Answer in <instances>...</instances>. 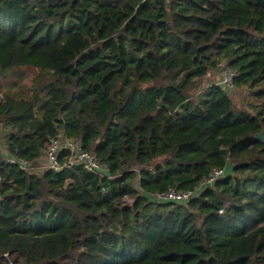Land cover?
<instances>
[{
    "label": "trees",
    "instance_id": "trees-1",
    "mask_svg": "<svg viewBox=\"0 0 264 264\" xmlns=\"http://www.w3.org/2000/svg\"><path fill=\"white\" fill-rule=\"evenodd\" d=\"M221 61L253 103L197 93ZM1 87L4 264H264V0H0ZM61 130L106 172L34 171Z\"/></svg>",
    "mask_w": 264,
    "mask_h": 264
},
{
    "label": "built area",
    "instance_id": "built-area-1",
    "mask_svg": "<svg viewBox=\"0 0 264 264\" xmlns=\"http://www.w3.org/2000/svg\"><path fill=\"white\" fill-rule=\"evenodd\" d=\"M216 71L218 75V85L224 90H231L234 86V79L236 76L235 70L228 67L224 61H221L217 64ZM47 142L45 154L36 160L34 165L24 158H15L12 156H5V158L8 162L16 164L22 169H29L32 165L34 167L38 166L41 172L46 170L59 171L64 167L75 165L82 166L88 171L98 173L106 172L104 164L100 162L93 150L83 148L79 140L67 137L63 130L49 136ZM226 173V166L221 168L213 167L205 181L198 188L180 190L170 187L163 191L150 192L149 195L154 200L186 203L201 188H212L215 185V182L219 178L225 176ZM125 199L127 203L132 202L131 198ZM219 211L222 212V209ZM0 264H4V260L1 258ZM8 264H12V262L9 261Z\"/></svg>",
    "mask_w": 264,
    "mask_h": 264
},
{
    "label": "rangeland",
    "instance_id": "rangeland-1",
    "mask_svg": "<svg viewBox=\"0 0 264 264\" xmlns=\"http://www.w3.org/2000/svg\"><path fill=\"white\" fill-rule=\"evenodd\" d=\"M35 69L34 68H22L19 70H15L12 72L9 77L6 79V83H12L14 81H21L27 86L30 87L31 78L35 75ZM218 75L216 68L209 71V73L205 76H203L201 79H199V87L197 89V93L200 92L203 88H207L210 84H218ZM4 90V87L0 88V97L2 95V92ZM226 93L229 94V96L238 104V105H247L250 103H253V99L250 97V89L248 87H237L233 86L231 90H225ZM5 130L0 127V149L3 151L5 147L3 145L5 144V136H4ZM2 146V147H1ZM3 154V153H2ZM227 173L230 171V161H227ZM34 171L41 172V170L38 168V166H33Z\"/></svg>",
    "mask_w": 264,
    "mask_h": 264
},
{
    "label": "water",
    "instance_id": "water-1",
    "mask_svg": "<svg viewBox=\"0 0 264 264\" xmlns=\"http://www.w3.org/2000/svg\"><path fill=\"white\" fill-rule=\"evenodd\" d=\"M0 101H1V99H0ZM255 138H260V139L264 140V134L257 133V134H255Z\"/></svg>",
    "mask_w": 264,
    "mask_h": 264
},
{
    "label": "crops",
    "instance_id": "crops-1",
    "mask_svg": "<svg viewBox=\"0 0 264 264\" xmlns=\"http://www.w3.org/2000/svg\"><path fill=\"white\" fill-rule=\"evenodd\" d=\"M0 99H1V97H0ZM1 147H2V146H1ZM3 147H5V148L3 149V151H1V149H0V154H2V153H3V154L6 153V144H4Z\"/></svg>",
    "mask_w": 264,
    "mask_h": 264
}]
</instances>
